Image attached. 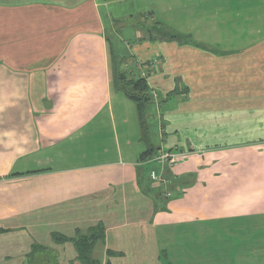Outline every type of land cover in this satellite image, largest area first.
Instances as JSON below:
<instances>
[{
	"label": "crops",
	"instance_id": "obj_1",
	"mask_svg": "<svg viewBox=\"0 0 264 264\" xmlns=\"http://www.w3.org/2000/svg\"><path fill=\"white\" fill-rule=\"evenodd\" d=\"M195 1L0 0V264H25L33 245L84 264L52 234L98 224L96 264H171L162 247L203 224L264 222V37L226 44L239 23L209 17L231 7ZM193 11L215 40L155 23L190 34L171 24ZM160 149L185 153L163 176L171 197L146 182ZM206 257L179 262H217Z\"/></svg>",
	"mask_w": 264,
	"mask_h": 264
},
{
	"label": "rangeland",
	"instance_id": "obj_2",
	"mask_svg": "<svg viewBox=\"0 0 264 264\" xmlns=\"http://www.w3.org/2000/svg\"><path fill=\"white\" fill-rule=\"evenodd\" d=\"M192 1L193 3H196L195 0ZM204 1L205 0H203V2ZM222 2L231 7L226 9L227 15L223 17L202 16L196 11H193L191 16L185 15L184 17L183 15H180L178 17H173L176 19L172 21L171 25L177 29L180 27L181 30H186L189 28L188 31H190V34L172 32L173 29L170 27L167 28L164 23L159 21L155 23L157 25L162 24L161 30L164 31L165 29L170 32L168 33L169 37L174 35V38L177 37L180 40L184 39V41L186 40L203 44L198 40L206 41V37L208 36H210L213 40L216 39V35L213 33L215 30L212 32V29H214V23L209 24L207 21L208 17L209 20L223 18L226 23V29L230 28L231 24L235 25L236 22H238L240 26V35L237 36L235 35L233 28L231 34L234 36V38L230 35V33L225 32L226 44L229 43L230 38H232L230 44H233L236 41V37H240V40L242 41L239 42L242 43H245V41L246 43H256L263 39L264 0H208L209 7H214L216 9L220 7L219 5H222ZM197 3H202V1L197 0ZM237 7H239V10H237ZM232 8H235L234 11L235 14H237L234 17L231 16L233 12ZM151 13L152 11L144 12V14L149 16H151ZM160 18H162V20H166L165 23L169 20L168 15H161ZM190 18L192 20L188 24L187 22L190 20ZM249 34L251 38L248 37L246 39L244 35ZM210 37L208 39H210ZM226 48L231 49V47ZM139 86H141V83ZM148 99L150 100L149 97ZM147 100L144 103H149ZM145 120L146 123L149 124V121L146 119V117ZM148 133L150 140H152L154 136L151 132V129L148 130ZM155 142L156 143L154 145L157 147V140H155ZM163 166L165 171L170 169L167 164H164ZM153 168L158 169L156 165H154ZM203 225L204 227L208 228V230H206L203 235L194 233L191 237V240H186L185 238L178 240L182 245L181 248L174 249V245L170 247V242L164 245L162 248L166 249L167 253L162 251L161 260H165L168 263V259H170L171 264H180L179 261L183 262L184 258L186 259L187 257H191V255H193V257H212L217 261L212 262V264H264V222L257 223L256 219L245 218L240 220L227 219L223 222L219 221L216 223ZM190 229L195 231L197 228L191 227ZM172 243L175 242L173 241ZM256 251L257 253L255 254ZM170 252H172L175 256L174 260H172V256L169 255Z\"/></svg>",
	"mask_w": 264,
	"mask_h": 264
},
{
	"label": "trees",
	"instance_id": "obj_3",
	"mask_svg": "<svg viewBox=\"0 0 264 264\" xmlns=\"http://www.w3.org/2000/svg\"><path fill=\"white\" fill-rule=\"evenodd\" d=\"M169 38H174V35L170 36ZM133 80H131L132 82ZM141 83V86L139 84ZM134 89H139V92H135L132 95H130V98L132 100H136L139 102L138 107L142 108V105L144 102L148 99V95L145 93H140L142 89L145 88L144 81L142 79H136L132 82ZM150 156V157H148ZM151 158L152 153L145 152L142 155V159L145 160V158ZM148 160V159H147ZM146 182L149 184L148 178L146 179ZM103 226L98 224L94 227H91L88 229L85 233H81L80 231H77L75 236L73 237H66L62 236L57 233L52 234V239L56 242H66L69 241L74 244L75 250H76V259L84 264H96V261L92 259V250L95 245V243L98 240L103 239ZM57 263V257L56 254L43 246L39 245H33L32 250L25 258V264H56Z\"/></svg>",
	"mask_w": 264,
	"mask_h": 264
},
{
	"label": "built area",
	"instance_id": "obj_4",
	"mask_svg": "<svg viewBox=\"0 0 264 264\" xmlns=\"http://www.w3.org/2000/svg\"><path fill=\"white\" fill-rule=\"evenodd\" d=\"M185 155L184 152L175 151L174 149H160L158 153L147 161L153 163L159 168H152L148 171V180L150 186H156L158 190L165 196L171 197L173 191L169 190L170 178L163 177L166 171L163 165L167 164L169 167L177 164Z\"/></svg>",
	"mask_w": 264,
	"mask_h": 264
}]
</instances>
